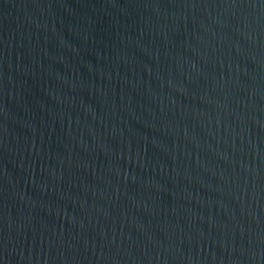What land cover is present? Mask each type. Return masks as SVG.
<instances>
[{
	"label": "water",
	"instance_id": "1",
	"mask_svg": "<svg viewBox=\"0 0 264 264\" xmlns=\"http://www.w3.org/2000/svg\"><path fill=\"white\" fill-rule=\"evenodd\" d=\"M0 264H264V0H0Z\"/></svg>",
	"mask_w": 264,
	"mask_h": 264
}]
</instances>
